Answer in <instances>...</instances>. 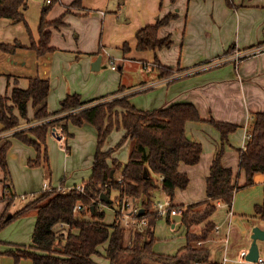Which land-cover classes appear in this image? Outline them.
Returning a JSON list of instances; mask_svg holds the SVG:
<instances>
[{
    "label": "crops",
    "instance_id": "0c3cea01",
    "mask_svg": "<svg viewBox=\"0 0 264 264\" xmlns=\"http://www.w3.org/2000/svg\"><path fill=\"white\" fill-rule=\"evenodd\" d=\"M25 3L26 9L20 11L26 24H14L0 18V44L13 45L19 42L29 46L31 40L38 43L42 17L49 24L50 46L54 49L47 72L45 69L50 80L47 98L49 112L58 111L67 95L78 94L83 101H90L112 94L121 87L124 91L117 96L128 97V102L139 110H153L171 104H191L196 108L200 121L186 122L185 134L188 140L201 145L202 152L196 165L179 166V172L188 178V185L184 190H175L172 204L186 208L208 199L206 178L220 151H223V167L232 170L239 187L245 185V173L239 169V151L245 149L254 114L264 113V50L242 59L238 64L225 59L231 54L225 55L229 49L233 53L264 47V0H52L49 4L46 0H26ZM170 15L174 18L158 29L157 38H169L171 44L155 50H138L137 32ZM98 57H101L98 71L110 67L107 81L92 70ZM34 62L28 52L17 50L12 54L0 53V98L9 99L13 89L28 87L27 66ZM133 64H139L144 73L137 83L131 84L125 78L131 70L129 65ZM168 70L171 75L165 76ZM179 70L182 72L178 73ZM66 76H69L70 83L65 80ZM93 76L96 77L93 85L98 81V86L94 87L95 90H89L83 81L93 79ZM7 104L11 105L10 100H7ZM14 113L18 115L17 110ZM33 118L34 110L29 105L27 117L20 118L16 130L2 133L4 126L0 122V146L4 141L11 144L6 159L9 183L17 197L26 195L18 194L13 160L18 157L20 166L26 168L29 161L36 159L37 152L34 147L15 138L14 133L43 123ZM212 121L235 125L236 130L223 141ZM66 124L72 136L64 139L61 148L68 156V162L72 158L73 137L80 133L87 137V159L91 161L88 178L78 184L71 178L55 185L50 181L43 183L40 191L44 185L68 190L83 184L91 176L95 155L94 150L90 154L91 142L92 145L97 142L93 126L73 125L72 128L69 126L72 124L67 121L59 122L47 134V142L51 136L61 141L56 136L59 133L57 129ZM27 135L34 139L30 134ZM122 136V131H113L104 149L114 147ZM130 147L127 141L112 155L122 166L115 172L116 178L120 177L128 161ZM41 161L39 167L45 164ZM2 177L5 181L0 169V179ZM151 177L156 178L152 174ZM29 191L33 195L40 192ZM2 195L0 189V198ZM113 195L115 198L118 193L113 192ZM156 197L159 199L157 202L169 200L160 189L154 191L153 198ZM136 204L140 206V202ZM99 206L105 214L103 223L110 226L116 220L115 206ZM11 207L7 208V203L0 201V219L5 214H14L11 213ZM256 207H264V175L259 177L257 185L240 188L235 192L230 208L221 205L211 216L210 221L218 230L201 245H192L208 251L206 263L221 264L226 259L225 264H258L240 262V253L247 254L251 246L253 228L264 227V221L256 214ZM107 211L110 218L106 217ZM35 222L36 216L27 214L0 230V264H16L7 251L16 252L18 248L31 245ZM192 228L191 231L197 235L201 226ZM134 231L125 227V245L131 244ZM72 232L77 234L78 231L73 229ZM152 232L155 239L152 251L156 255L174 256L187 245V230L181 223V214L157 220ZM257 245L258 258H264V242L257 241ZM106 247L107 244L98 248L101 256L92 257L96 264H109L104 258ZM28 262L31 260L21 259L18 264Z\"/></svg>",
    "mask_w": 264,
    "mask_h": 264
},
{
    "label": "trees",
    "instance_id": "16d2710c",
    "mask_svg": "<svg viewBox=\"0 0 264 264\" xmlns=\"http://www.w3.org/2000/svg\"><path fill=\"white\" fill-rule=\"evenodd\" d=\"M25 1L0 0V18L8 19L14 24H26L20 11L26 9ZM173 18L172 15L166 16L153 25L140 29L136 34L138 50H155L169 46L170 39H158L157 31ZM48 28L49 24L42 17L38 43L31 40L29 46L19 42H14L13 45L0 44V53L12 54L19 50L30 53L35 60L34 64L27 66L28 87L13 89L9 99L0 98V122L4 126L2 133L16 130L20 125V118L27 117L30 105L34 110V121L43 123L14 133L15 138L34 147L37 152L36 159L28 162L30 167L41 166V160L48 166L46 136L62 121L75 126H93L97 133V145L91 176L82 184L84 194L74 190L64 193L57 190L40 191L17 212L8 218L5 214L0 219L1 230L17 218L30 213L36 216L31 245L7 253L16 264L21 259L31 260L32 264H96L92 257L101 256L98 248L107 244L104 258L109 264L206 263L208 251L194 248L191 243L204 242L214 232L215 224L210 218L218 208L217 203L230 208L235 192L240 188L257 185L259 177L264 175V113L254 114L245 149L239 151V169L245 173V185L239 187L232 170L223 167V151H220L215 156L206 178L208 199L186 208L174 206L172 200L175 190H184L188 185V178L179 172V166L196 165L202 152L201 145L188 140L185 134L186 122L200 121L196 108L191 104H171L153 110H139L128 102V97L117 96L124 91L121 87L112 94L90 101H83L78 94L67 95L58 111L49 112L47 98L50 80L45 69L47 72L54 49L50 46ZM232 51L229 49L225 56L232 54ZM165 72V76L171 75L169 70ZM109 98L112 99L107 101ZM7 100H10L11 105H7ZM15 110L18 115H15ZM212 124L220 132L223 141L236 130V126L232 124L215 121ZM61 129L64 139L72 136L67 130V124ZM113 131H122L123 136L114 147L104 149L106 140ZM127 141L131 145L128 161L120 177L116 178L115 172L122 166L112 155ZM10 146L9 141H4L0 146V169L6 181H3L5 184L0 201L6 202L7 208L17 198L9 183L6 157ZM150 173L156 178L151 177ZM159 177H162L161 181ZM158 189L169 197V210L181 211V223L187 230V245L174 256H160L152 251L155 242L152 227L161 219L153 211V193ZM113 192L118 195L112 203L108 204L99 199L101 194L111 198ZM124 197L133 199L135 203L140 202L144 212L138 218L146 219L148 224L143 232L134 231L129 245L124 244L123 223L115 220L110 226L105 225V214L99 206L102 204L118 208ZM78 204L84 207V211L76 215L73 209ZM256 214L264 221V207H256ZM87 217L90 219L86 220ZM60 224L67 225L66 231L59 228ZM199 225H202L200 233L196 235L191 228ZM73 229L78 231L77 234L72 232Z\"/></svg>",
    "mask_w": 264,
    "mask_h": 264
},
{
    "label": "rangeland",
    "instance_id": "374dc122",
    "mask_svg": "<svg viewBox=\"0 0 264 264\" xmlns=\"http://www.w3.org/2000/svg\"><path fill=\"white\" fill-rule=\"evenodd\" d=\"M219 63L221 64V62H219ZM129 66L131 67V70L128 71V73L126 74L127 75L126 78L124 76L126 70H125V68L123 69V72H124L123 78H125L128 82H132L131 84L137 83L136 81H138V79L141 78V75H143L142 73H144V70L139 64H133V65H129ZM109 68L110 67L108 66L107 68H102L100 71H97L94 73L101 76V78L103 77L102 80L104 79V81H107L109 76H110V72H111ZM118 72H120V71H118ZM94 73H92V75H95ZM68 77L69 76H66L65 80L68 83H70V81H69L70 79ZM92 78L93 79H89L88 81H85V80L83 81L84 84L88 85L89 90H91L92 88H93V90H95L94 87L98 86V81L93 85V80L96 77L93 76ZM101 78H99V80ZM110 99H112V98L107 99V101ZM7 105H9V104H7ZM54 118H56V117H54ZM56 125L58 126L59 123H57ZM69 126H71L72 128L74 127L73 125H69ZM57 130L63 136L62 129L59 128ZM85 133H86V131H85ZM86 138L87 137L84 133H80L79 135L73 137L74 141H73V145H72V149H71L72 158L69 160V162L67 161L68 156L65 155L66 154L65 150L61 148L64 145L63 144L64 139H61V141H57L52 136L48 138L49 139L48 142L46 139L47 158H48V162H49L48 166L43 164L42 167H30V166H28L26 168H23L19 164V158L16 157L13 160V168H14L15 173H16L15 180L17 182V189L19 192L18 194H21V193L24 194L25 193L27 200H21L20 196L17 197L15 200L16 202L14 201L15 204L14 203H13L14 205L12 204L13 207H11V213H15L16 210H19L20 208H22L26 203H28L31 200V196L33 194H30L31 191L28 192V190H32V192H36V191L38 192V191H40L39 189L42 187L43 183L47 184L48 182L51 181L52 185H55L57 182L61 183L62 180H65V179L67 180V179L71 178L74 180V182H76L78 184V183H81L82 180H84V178L86 180V178H88L87 176L89 175L88 166L91 164L90 158L87 159L88 145L85 143V142H87ZM96 143L97 142L95 141V143L93 142V145H92V142H91L92 150H91L90 154L93 153V150L95 151V148L97 145ZM4 184H5V182H3V177H2L0 179V189L3 188ZM78 186H83V185L81 184ZM53 190H55V189L53 188ZM113 198H114V195L112 193L111 199H113ZM154 200H156V201H154L156 203L159 199H157V197H156ZM108 214H110V213L107 211L106 217L110 218V217H108ZM29 215L35 216L34 213H30ZM8 216L9 215H7V217ZM199 226H202V225H199ZM199 226L193 227L192 229H196ZM63 228L66 231V227H63ZM209 237H208V239H209ZM191 245L196 246L198 244L196 242V244L191 243ZM201 248H203V247H201ZM262 254H264V253L262 252ZM29 264H31V262ZM204 264H210V263H204Z\"/></svg>",
    "mask_w": 264,
    "mask_h": 264
},
{
    "label": "built area",
    "instance_id": "2783aa9c",
    "mask_svg": "<svg viewBox=\"0 0 264 264\" xmlns=\"http://www.w3.org/2000/svg\"><path fill=\"white\" fill-rule=\"evenodd\" d=\"M46 2L49 4L52 2V0H46ZM264 50V47H257L254 48L250 51L246 52H240V51H234L231 56L225 58L227 60H230L231 62H234L235 64H238L242 59L245 57H249L252 55H256ZM224 60V59H223ZM112 68L115 69V67L112 65ZM56 133V132H55ZM56 136L59 139H64V136L62 134L56 133ZM249 138V137H248ZM160 181L162 180V177L159 179ZM57 191L60 192H69L71 190L77 191L80 194H84V187L83 186H75L72 187L71 189L64 190L61 187L54 188ZM53 188L49 187L48 185H44L42 188V191H52ZM35 196L32 195L31 198ZM21 200H27L26 196H21ZM171 206V201L166 200L164 202H157L153 204V211L157 214L159 218H164L169 216H174V215H180L181 211L177 209H171L169 210V207ZM217 206L220 207L221 204L217 203ZM142 208L138 206L133 199L129 197H124L120 203V206L115 208V213H116V221L123 223L125 227H129L131 230H137V231H144L146 227L148 226L146 219L144 218H138L140 215V210ZM84 211V207L81 204L76 205V207L73 209L74 214H79ZM67 226L66 224H60L59 228H63ZM218 227H215L214 231H217ZM202 242H198V245H201ZM245 256L246 252H241L240 253V262L245 261ZM227 262L226 259L223 260L221 264H225ZM258 264H264V258H258L257 260Z\"/></svg>",
    "mask_w": 264,
    "mask_h": 264
},
{
    "label": "water",
    "instance_id": "95a60500",
    "mask_svg": "<svg viewBox=\"0 0 264 264\" xmlns=\"http://www.w3.org/2000/svg\"><path fill=\"white\" fill-rule=\"evenodd\" d=\"M100 59L101 57H98L96 63L92 66L93 71L99 70ZM111 177H113V171H111ZM99 199L108 204L112 203V200L109 197H107L105 194H101ZM143 212H144L143 209H141L140 214H142ZM251 240H252L251 246L249 248L248 253L245 256V261L256 263L259 257L257 241L264 242V227L262 229L258 227L253 228Z\"/></svg>",
    "mask_w": 264,
    "mask_h": 264
}]
</instances>
